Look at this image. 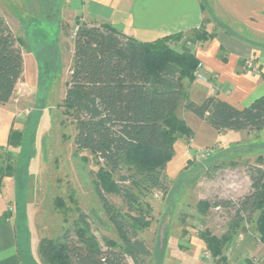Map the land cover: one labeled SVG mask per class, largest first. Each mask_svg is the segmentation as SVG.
<instances>
[{"label": "trees", "instance_id": "obj_1", "mask_svg": "<svg viewBox=\"0 0 264 264\" xmlns=\"http://www.w3.org/2000/svg\"><path fill=\"white\" fill-rule=\"evenodd\" d=\"M76 25L70 74L60 106L72 118L77 150L93 155L98 167L94 188L121 243L105 238L107 248H103L87 214L80 212L73 229L57 238H43L40 251L49 264H146L152 254L140 236L152 223V206L146 198L155 190L167 192L166 167L175 156V143L183 135L189 141L194 137L192 128L177 114L179 106L183 103L218 132H260L264 129V95L244 107L216 95L197 102L188 96L184 80L196 78L200 60L192 50L167 44L183 33L141 41L108 22L90 23L78 17ZM191 34L194 42L214 37L204 29ZM23 74L21 42L0 17V104L13 98ZM22 137V132L11 129V140ZM124 169L126 173H122ZM8 170H12L9 164L0 171V179ZM251 178L254 190L241 201H200L204 213L210 207L235 209L222 235L208 229L200 232L211 264H229L225 249L238 230L245 229L246 215L249 218L259 212L256 224L264 242V167H254ZM108 194L121 197L125 207H116Z\"/></svg>", "mask_w": 264, "mask_h": 264}, {"label": "rangeland", "instance_id": "obj_2", "mask_svg": "<svg viewBox=\"0 0 264 264\" xmlns=\"http://www.w3.org/2000/svg\"><path fill=\"white\" fill-rule=\"evenodd\" d=\"M59 8L58 0H0V17L7 24L9 19L16 35L24 41L23 50L32 53L33 60L37 61L33 71L26 68L13 100L22 114H31V117L21 129L23 137L13 142L12 151L0 156V171L7 164L12 166L8 171H12L17 196L12 209L19 211V239L44 264L49 263L41 254L40 241L57 238L67 229H73L80 212L87 214L103 248H107L105 238L121 243L94 188V172L98 167L93 155L77 150L72 118L60 106L70 74L78 16L71 15L63 21ZM193 39L183 36L167 44L172 48H190ZM33 77L37 79L35 87L30 80ZM191 124L198 142L192 144L187 140L185 150L189 160L178 152L166 167L167 192L155 190L146 198L152 206V223L140 233L152 251L146 264L167 263L161 250L169 251L163 247L168 241L198 246L205 245L199 236L205 229L218 236L225 233L235 209L210 207L204 213L199 207L200 201L243 200L254 190L251 178L254 167H264V129L218 132L205 124L215 131L211 134L198 123ZM178 141L181 150L184 140ZM206 144L215 146L205 149ZM197 148L208 150L210 155L201 158L198 152H193ZM84 156L87 160L82 159ZM115 177L119 179L118 175ZM107 197L116 207H125L118 195ZM258 213L249 218L246 215L245 229H239L226 247L229 264H250L256 261L253 259L264 256V242L260 240L256 224ZM205 247L199 249V264L212 263L211 257L205 255ZM186 249L189 248L182 249L184 254L176 256L174 262L189 260L185 263L196 264L192 255L187 256Z\"/></svg>", "mask_w": 264, "mask_h": 264}, {"label": "crops", "instance_id": "obj_3", "mask_svg": "<svg viewBox=\"0 0 264 264\" xmlns=\"http://www.w3.org/2000/svg\"><path fill=\"white\" fill-rule=\"evenodd\" d=\"M209 1L58 0V4L63 21L73 15L90 23L108 22L126 35L141 41H154L177 33L193 37L191 33L195 29H204L212 33L214 37L208 41L194 42L190 48H181L196 53L203 64L202 71L206 76V79L196 77L192 82L185 79L187 94L197 102L216 95L237 107L248 106L256 98L264 95V0H211L212 3ZM7 21L16 35L8 18ZM17 37L23 52L24 72L26 68L33 71L37 61L33 60L32 53L23 50L24 41ZM30 80L33 87L37 86V79L33 77ZM14 96L9 102L0 104V156L3 152L12 151L11 147L15 140L10 138L11 129H15L17 125L15 130L22 132L21 129L31 117V114L26 116L21 113L22 110L13 101ZM177 114L192 128L194 132V137L190 139L192 144L198 141L191 123H198L211 134L216 131L215 129L211 131L205 125L208 123L187 110L183 103L179 106ZM179 139L184 140V143H181V150L177 145ZM179 139L175 143L174 157L178 152H182L187 161L189 156L185 145L188 138L183 135ZM204 146L207 149L215 144ZM200 150L193 149V152ZM4 173L0 179V264H44L26 243L21 245L19 211L18 208L16 211L12 209V203L14 204L17 199L12 171ZM186 244L168 241L163 247L169 251L161 250L166 264H187L189 260L174 262V259L177 260L176 256L184 254L182 249L186 247L189 248L186 249L187 256L192 255V259L199 264L201 262L199 249L201 247L203 250L205 245L193 246L190 243L189 247ZM175 248H178V251ZM228 258L230 261L229 256ZM255 264H264V256Z\"/></svg>", "mask_w": 264, "mask_h": 264}, {"label": "built area", "instance_id": "obj_4", "mask_svg": "<svg viewBox=\"0 0 264 264\" xmlns=\"http://www.w3.org/2000/svg\"><path fill=\"white\" fill-rule=\"evenodd\" d=\"M202 66H203V64H202V62H200L198 64V67L194 71V76L197 77V78L206 79V76L204 75V73L202 71ZM197 152L200 154L201 158H204V157L210 155V152L208 150H205V149H204V151L203 150H200V151H197ZM205 255L207 257H209V254L206 251H205Z\"/></svg>", "mask_w": 264, "mask_h": 264}]
</instances>
